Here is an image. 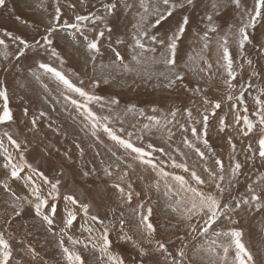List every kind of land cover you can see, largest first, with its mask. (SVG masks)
I'll use <instances>...</instances> for the list:
<instances>
[{
  "label": "rangeland",
  "instance_id": "rangeland-1",
  "mask_svg": "<svg viewBox=\"0 0 264 264\" xmlns=\"http://www.w3.org/2000/svg\"><path fill=\"white\" fill-rule=\"evenodd\" d=\"M240 2L237 8L232 0H192L191 4L170 0L169 6L162 0H143V6L142 0H5L0 6V39L5 42L0 45V88L7 89L13 121L0 124V232L13 248L10 264H68L59 247L61 238L65 246L80 252L86 264H98V250L73 246L68 236L86 241L89 233L84 227H92L98 234L105 226L111 251L121 256L124 264H238L232 231L241 232V242L252 256L250 264H264V159L258 155L257 143L264 132L254 115L255 98L264 100V17L248 27L249 42L241 49L237 29L242 20L247 22L246 11L254 8L255 0ZM110 4L116 5L111 11L105 8ZM171 5L176 6L168 16ZM57 7L61 10L59 24L53 19ZM77 15L88 19L77 21ZM160 15L165 19L157 25ZM184 17L188 24L176 41L173 56L170 37ZM65 21L78 28L66 27ZM145 31L146 36L142 35ZM46 36L51 44L45 41ZM151 36L156 37L155 42ZM225 36L236 74L231 88L225 83L229 79L221 48ZM14 37L27 41L29 47L24 49ZM136 38L145 49L136 46ZM92 41L97 42L98 51L87 48ZM168 59L175 63H166ZM41 63L100 97L88 107L98 117H107L102 123L117 135L152 152L158 168L142 164L135 153L112 141L101 127L93 136L83 110L71 103L72 99L85 103L83 98L44 72ZM178 75L182 79L177 80ZM205 99L211 103L205 104ZM216 102L221 107L213 115ZM2 105L0 100V110ZM204 114L209 116L206 137ZM238 116H247L255 124L248 136L243 135L245 126L242 119L237 122ZM221 118L224 131H220ZM192 127L201 139L192 135ZM5 132L20 143L19 150L9 143ZM185 140L195 147H189ZM195 148L205 153L203 159ZM5 149L13 163L20 162L22 152L31 168L12 178L10 169L3 167ZM217 159L223 162V173ZM173 161L186 165L188 171L174 167ZM236 162L241 169L233 177L231 168ZM159 169L171 175L162 176ZM206 169L217 178L210 177ZM193 171L204 184H197ZM219 175L224 176L223 181ZM173 176H183L189 186L205 193L220 196L217 183L225 188L221 205L229 207H222L223 214L207 232L202 230L206 217L193 216L187 221L182 218V209L173 211L179 197L165 195L166 184L173 192L178 189ZM44 178L51 183L59 181L55 198L49 196L51 183H45ZM116 185L124 189L123 194ZM249 185L261 199L244 204L245 199L250 200ZM34 188L56 209L55 215L45 209L52 225L37 216L33 204L27 202L35 201ZM128 193L132 194L130 202ZM68 195L79 203L73 205L63 198ZM17 196L27 200L17 201ZM84 204L88 205L87 215L81 208ZM14 206L19 207V215ZM149 208V222L154 226L150 235L141 225V214L147 215ZM69 211L77 218L66 229ZM91 216L99 217L103 225ZM190 223L197 226L196 231ZM160 243L166 252L158 250Z\"/></svg>",
  "mask_w": 264,
  "mask_h": 264
},
{
  "label": "snow or ice",
  "instance_id": "snow-or-ice-1",
  "mask_svg": "<svg viewBox=\"0 0 264 264\" xmlns=\"http://www.w3.org/2000/svg\"><path fill=\"white\" fill-rule=\"evenodd\" d=\"M5 3V0H0V6H3ZM162 3L166 6L170 5V0H162ZM188 4L192 3V0H187ZM232 3L237 7H241V2L240 0H232ZM142 6H143V0H142ZM176 5H171L167 9V15L170 16L172 15L171 9L174 8ZM183 5H181L182 7ZM116 7L115 4H110V5H105V8L111 11ZM145 11H147V8H145ZM158 12L159 10L156 9ZM246 14L248 16L247 22H244L242 20L241 25L237 29L236 33V38L238 45L241 49L244 48L245 44L249 42V35L247 32L248 27H254L255 23L258 18L264 17V0H255L254 3V8L250 11H246ZM60 18H61V10L59 7L56 8V14L54 16V21L56 24L60 23ZM77 21H82L88 19L85 16H79L77 15L75 17ZM97 20L101 19V17H96ZM143 19V17L141 18ZM165 19L164 15H160L159 18L155 21V24H159L161 20ZM209 20L212 19L211 16L208 17ZM66 27H71V28H78L77 24H68L66 21L64 22ZM188 24V18L184 17L183 22L178 26L177 31L173 37H170L171 43L169 44V49L172 51L173 56L175 53L176 49V41L183 35L185 31V27ZM155 26V25H153ZM53 29H49V31H52ZM212 31H216L215 28L211 29ZM11 35V34H8ZM101 36H103V32L100 33ZM142 35H148V33L145 31L142 33ZM205 38H207V34H205ZM14 40H19V43L23 45V48L26 49L29 47V44L27 41L19 38V37H14ZM45 41L48 44H51V40L48 39V37H44ZM150 39L152 41H156L155 36H151ZM223 42L221 44L222 48V56L223 60L225 61V68L227 72V79L225 83L228 84V87L231 88L233 87V84L231 83L232 80L236 79V74L233 70V61L231 58V53L228 48V37L225 36L222 38ZM5 42L4 40L0 39V45H3ZM136 46L145 49V45L141 42L139 38L135 39ZM159 43L163 44L164 41H159ZM207 47V45H205ZM87 48L89 50L93 51H98V44L96 41H92L87 44ZM146 50H152L154 49H146ZM20 54L23 55V49L20 50ZM53 55H56V52L53 51ZM117 57L119 59H123L122 57L119 56L117 53ZM168 64H174L175 61L174 59H168L166 61ZM249 64H251V60L248 61ZM41 69L44 70L46 73H50L57 81L62 83L66 89L69 92L77 93L85 103H80L79 101L72 99L71 103L77 107V109H82L83 113L86 116V119L90 122L91 128H92V135L96 136L97 132L96 129L98 127H101L103 129V132L106 133L109 138L116 142L119 146L126 150H130L132 153L136 154V158L140 160V162L144 165L150 166L153 169H157L158 165L156 162L151 159L152 157V152L150 151H145L141 147H137L133 145L129 140H126L122 138L121 136L117 135L106 123H102V121L107 120V117H98L96 113H94L89 107L88 104L93 102V101H99L101 98L91 95L89 92L85 91L84 88L82 87H77L74 85L62 72L58 71L56 68L45 64L41 63L39 65ZM177 80L182 79L181 76L176 77ZM243 97V94H241V98ZM229 100L232 99L231 96L228 97ZM0 100H2L3 105H2V110H0V124L8 123L13 121V114L12 111L9 107V96L6 88H0ZM113 103H116V101H113ZM205 104H210L211 102L208 101L207 99L204 100ZM255 103H256V110L254 112V115L258 118V123L261 129V132H264V100H261L259 97L255 98ZM221 107V104L219 102H216L215 104L212 105L213 108V115L215 114V109H219ZM235 107V105L233 106ZM245 111H247V108H245ZM188 117L191 118L192 113L189 110L187 112ZM173 117H175L176 113L173 112L171 113ZM150 120H155V117H149ZM208 119L209 116L207 114L203 115V135L206 137L207 135V126H208ZM243 120L244 123V130H243V135L248 136L249 133L253 130L255 127V124L253 123L252 120H250L247 116H238L237 117V122L240 120ZM33 124H35V120L32 121ZM156 123L159 124L160 121L156 120ZM145 127H148V125H145ZM181 128H184V125H180ZM225 128V121L223 118L220 120V131H224ZM191 133L194 137H196L198 140L201 139L200 134H198L197 129L195 127L191 128ZM131 135V133H129ZM4 136L7 137L9 143L13 145L17 150L21 148L20 143L17 142L16 139H14L8 132L4 133ZM185 143H188L189 147H195V145L189 143L187 140H185ZM203 143L207 145L208 141L207 139L203 140ZM229 143L231 144V137H229ZM258 143V155L261 159H264V135L260 136V138L257 141ZM151 147V146H149ZM0 148H3V141L0 140ZM235 148V145H233V149ZM249 150H251V145H249ZM6 153L5 156V163L3 167L5 169H10V175L12 178H19L21 173L24 171L25 168H31V165L27 164V162L24 160L23 153H20V162L18 163H13L12 162V157L10 154H7V149L4 150ZM160 151H163V149H160ZM196 153L203 159L205 156V153L202 152L199 148H195ZM115 155V153H113ZM216 165L219 167L220 172L223 173L224 170V165L223 162L220 159H217L215 161ZM173 166L178 167V168H184L185 171H188L187 166L183 164H176L175 161H173ZM241 169V164L239 162H236L234 166L231 168L232 175L233 177L238 174L239 170ZM33 172H35V169H32ZM107 171V170H106ZM206 171H209V176L212 177L213 179L217 178L216 173L211 172L210 170L206 169ZM109 175L111 173H108ZM159 174L162 176H169L171 175L170 173L164 172L162 169H159ZM42 175V174H39ZM192 178L197 182V184H204L205 182L193 171L191 173ZM173 180L177 183L178 189L176 192L172 191L171 186L166 184V187L168 189L167 192H165V195H174L178 196L179 199L176 201V206L173 207V211H177L178 208L182 209V218L187 221H191L193 216H200L201 218L204 219V226H203V231L207 232L208 228H210L216 221L217 219L223 214L222 212V207L223 208H228L229 206L227 204H224L223 206L221 205V199L220 196L225 191V188L221 186V184L217 183L216 188L220 194V196L213 194V193H205L202 191H199L197 188H193L187 184V181L183 176H173ZM31 179V177H29ZM45 179V183H51L50 181ZM218 179L220 181H223L224 176L219 175ZM261 181L264 182V177H261ZM58 184L59 181H56L55 183H51V192L49 193V196H52V198H55L54 194H58ZM116 187L119 189V191L123 194L124 189L121 188L119 185H116ZM249 192L251 193L250 200L245 199L243 201L244 204H248L251 201H259L261 197L257 195L253 189L252 185H249ZM15 195V194H13ZM32 195L35 197V201L33 202L32 200H28L27 202L29 204H33L34 206V211L35 214L39 217H42V219L48 224L52 225L53 224V219L47 214L45 209H50L51 213L55 215L56 209L54 206H51L49 204V199L44 197L38 188H34L32 190ZM128 201H131L132 194L128 193L127 194ZM17 201L21 199L27 200V197H15ZM65 200L69 201L71 204L76 205L79 202L74 196L68 195L63 197ZM140 207H143L142 205ZM236 207H239V202H237ZM257 207H260V205H257ZM81 208L83 209L85 215L88 213V205L84 204L81 205ZM14 211L16 215H19V207L14 206ZM151 208L147 210V215L141 214V225L144 226L149 235L154 231V226L152 225L151 222H149V217L151 215ZM76 215L74 212L69 211L67 218L65 220V228H70L74 221L76 220ZM90 219L92 221H97L99 224L103 225V221L99 219L97 216H91ZM192 231L197 230V226L195 224H189L188 225ZM84 227V226H82ZM121 227H123V221H121ZM62 232L64 229L61 230ZM84 231L89 233V236L86 241H81L78 239L73 238L72 236H68L69 242L75 246L77 244H82L83 247L87 250L89 246L93 250H98L100 253V256L98 257V264H124V260L121 256H118L114 254L111 251V246H112V241L109 238V229L105 226L103 228L102 232H99L98 234H94V229L92 227H84ZM241 232L239 231H232L230 233V236L232 238V242L235 245L236 248V256L235 259L238 262V264H250V261L252 260L251 254L248 252L247 248L245 245L241 242ZM128 239H131V237H128ZM59 247L62 250V253L67 260L68 264H86V261L78 252L75 250L73 247L70 249L69 247L65 246V242L63 238L60 239L59 241ZM158 250H163L167 251L166 246L163 243L159 244V249ZM225 252L228 251L227 248L224 249ZM143 255V251L141 252ZM180 255H183L181 252ZM13 256V248L12 245L10 244L9 240L5 238V234L3 232H0V264H10L11 259Z\"/></svg>",
  "mask_w": 264,
  "mask_h": 264
}]
</instances>
